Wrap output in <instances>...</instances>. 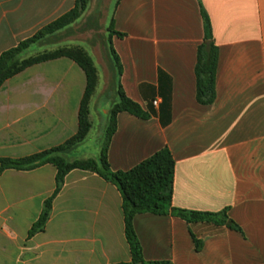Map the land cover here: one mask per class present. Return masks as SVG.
I'll return each mask as SVG.
<instances>
[{"label":"crops","instance_id":"0c3cea01","mask_svg":"<svg viewBox=\"0 0 264 264\" xmlns=\"http://www.w3.org/2000/svg\"><path fill=\"white\" fill-rule=\"evenodd\" d=\"M75 1L0 0V55ZM201 8L217 49L215 100L206 106L196 101ZM110 20L124 35L111 37L121 88L152 112L148 120L116 115L110 170L126 172L167 148L174 161L172 207L227 210L240 228L136 215L132 224L145 263L264 264V0H115ZM63 31L32 44L21 58L62 49L63 41L48 50L41 46ZM85 85L84 72L66 57L6 80L0 87V159L27 157L75 135ZM89 120L91 132L90 106ZM102 143L72 158L97 159ZM55 175L51 165L0 174V264L128 263L120 194L89 171L65 176L43 230L28 237L53 194Z\"/></svg>","mask_w":264,"mask_h":264},{"label":"trees","instance_id":"16d2710c","mask_svg":"<svg viewBox=\"0 0 264 264\" xmlns=\"http://www.w3.org/2000/svg\"><path fill=\"white\" fill-rule=\"evenodd\" d=\"M89 0H76L73 8L55 21L38 30L32 37L20 42L0 55V87L11 77L19 74L28 67L60 57L72 60L85 74L86 85L79 104L75 135L63 144L48 150L19 158L0 159V174L5 170L30 171L44 165L56 169L55 189L45 203L38 220L32 225L28 237L41 232L49 218L53 199L60 192L65 176L72 170H82L95 173L104 181L114 185L121 197V210L124 222V236L129 247L130 261L119 264H146L140 243L133 229V218L139 214L156 216H172L187 224L207 223L240 232V228L227 217V210L219 213H201L172 207V184L174 161L167 148H163L126 172H113L107 161V149L115 132V118L118 113H128L136 118L148 120L152 112L144 111L139 104L129 99L119 83L122 66L111 45V37L123 38L124 35L113 29V21L108 27V46L118 75V101L112 106L109 126L106 130L102 147L97 159H74L70 154L84 141L91 124L89 120L90 99L95 88V68L87 53L80 49H58L44 52L36 56L22 59L21 54L32 44L51 36L74 23L86 10ZM204 27V41L197 49L195 77L196 101L200 105H211L215 100V72L217 64V49L212 41L209 19L200 9ZM193 238V236H192ZM194 239V238H193ZM196 251L201 250V243L195 241ZM167 264V263H157Z\"/></svg>","mask_w":264,"mask_h":264},{"label":"rangeland","instance_id":"374dc122","mask_svg":"<svg viewBox=\"0 0 264 264\" xmlns=\"http://www.w3.org/2000/svg\"><path fill=\"white\" fill-rule=\"evenodd\" d=\"M115 0H89L86 10L63 33L49 38L41 48L65 42L63 49L80 48L90 57L95 68V88L90 99L92 131L70 154L92 153L103 141L111 118L112 106L118 101V75L108 46L109 19ZM91 129V128H90ZM86 139V138H85ZM84 139V140H85ZM80 148V149H79Z\"/></svg>","mask_w":264,"mask_h":264},{"label":"built area","instance_id":"2783aa9c","mask_svg":"<svg viewBox=\"0 0 264 264\" xmlns=\"http://www.w3.org/2000/svg\"><path fill=\"white\" fill-rule=\"evenodd\" d=\"M156 104H157V101H154V102H153V105H156Z\"/></svg>","mask_w":264,"mask_h":264}]
</instances>
